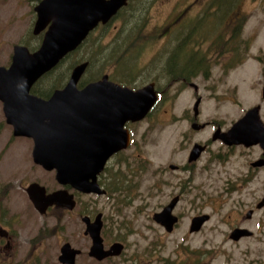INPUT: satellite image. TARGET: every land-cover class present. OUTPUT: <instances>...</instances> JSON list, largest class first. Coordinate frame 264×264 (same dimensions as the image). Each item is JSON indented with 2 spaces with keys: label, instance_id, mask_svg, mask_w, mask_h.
<instances>
[{
  "label": "rangeland",
  "instance_id": "rangeland-1",
  "mask_svg": "<svg viewBox=\"0 0 264 264\" xmlns=\"http://www.w3.org/2000/svg\"><path fill=\"white\" fill-rule=\"evenodd\" d=\"M38 1L0 0V65L7 66L10 63L15 45L25 43L28 45V33L33 26V7ZM137 1L135 0L134 3ZM206 1L153 0L147 10L142 11L141 16L145 18L146 24L143 28L144 33L138 40L140 46L143 45V47L141 48L142 56L139 57L137 63L141 69L145 67L151 77L142 84L135 85L134 88H139L154 79L158 85L163 83L161 80L165 76L163 66L158 65L161 63H153V59L165 55L167 50H171L176 45L175 35L181 37L191 34L188 33L191 27H186L182 35L173 33L169 42L166 43L163 35L167 26H172L174 30L175 22H178L180 18L195 17L200 13ZM237 3L240 12L235 13V16L239 15L246 19L245 34L242 38H248L250 41L252 57L241 68L227 73H221L215 66L216 64H212L211 69H207V78L196 79L199 83V94L203 97L200 107L201 118L204 121H222L224 127L237 119L242 107H246L251 102L255 103L261 96V90L258 88H261L259 83L264 74V0H237ZM136 11L135 7L129 9V12L136 15L135 17H140ZM221 18L224 17L216 19ZM133 20L134 18L129 16L126 23ZM122 26L123 20L121 22L120 19L98 24L84 43L64 59L54 73L44 76L41 81L66 80L72 67L84 61L85 56L90 52L95 54L100 46L102 48L99 53L103 55L102 52H106L107 43L117 36ZM226 26L221 22L211 36L217 37L218 30L226 34ZM192 37L194 36L191 34L189 38L192 39ZM203 38L205 40L202 45L204 60L208 61L206 54L209 49H220L216 47L220 43L223 44V41L222 37L218 38V42L216 38ZM31 43L37 45L38 40L33 38ZM130 53L135 54L131 49ZM96 63L98 67L91 73V76L98 78L104 74L109 75L110 67L102 68L100 60ZM89 74L90 70L86 68L81 80L87 78ZM171 86V88L160 86L165 97L159 100L154 109L151 108L142 119L133 122L131 126L133 142L125 147L133 148L127 150V154L132 157L128 158L129 164L123 166L126 183L136 185L134 192L140 194L137 198L130 200L125 209V218L134 227V234L129 235L128 240H138L141 245H144L153 238L156 232L164 245L160 257L166 256V251L174 242L179 241L181 236H186L190 215L201 209L206 213H211L212 217L198 240L212 241L222 250V253L216 257L217 264H263L264 207L256 209L255 204L264 195V169H261L254 180L249 183L250 190H246V186L243 188L237 183L243 171V160L239 156H233L221 163H210L206 172L200 170L204 167L199 162L194 169L196 174L189 175L181 172L179 174L169 173L160 177L161 184L164 180L172 179L171 182H174L179 175L194 176L186 185L187 193L184 199L177 205V209L184 212V217L177 229L171 235H166L160 227L156 231V224L151 216L155 210L166 203L167 199L163 194L171 188L168 185H162L158 196L151 195L153 191L151 186L154 184L152 164L154 168L155 166L168 167L170 149L188 148L189 138L192 137V131L187 121L184 120L185 115L193 111L192 88L185 85L183 92L177 96L175 93L177 85ZM232 125L233 123L229 128ZM12 128V125L6 122L0 101V185L7 186L5 194L0 199V221L8 226L12 235L11 241L9 239V250L5 249L10 256L5 254L0 256V264H26L27 257L33 251H40L43 264H59L58 244L65 240L73 245L84 243L83 224L76 216L66 215L59 210H51L47 214L33 211L25 187L31 182H38L50 191L57 188L59 184L55 180V170H45L33 162L31 155L33 141L26 137L13 136ZM183 132L188 133V136L183 137ZM209 133H212V130L207 127L194 134V137L204 140L210 137ZM213 136L214 134L212 139ZM199 194L202 198L196 196ZM79 201L76 209L101 211L105 215L110 212V209L107 211V200L105 201L103 197L85 195L79 197ZM249 208L254 209V214L251 219L245 220L243 215ZM240 212L243 214L240 215ZM237 219L241 222H236ZM236 224H245L248 229L252 230L253 235L243 237L238 241L228 238L232 227ZM41 229L46 231L41 232ZM4 232L5 235L8 234Z\"/></svg>",
  "mask_w": 264,
  "mask_h": 264
},
{
  "label": "water",
  "instance_id": "water-1",
  "mask_svg": "<svg viewBox=\"0 0 264 264\" xmlns=\"http://www.w3.org/2000/svg\"><path fill=\"white\" fill-rule=\"evenodd\" d=\"M127 4L128 0H40L34 6V33L45 29L39 48L30 52L26 46L15 45L10 64L0 65V101L13 135L32 139L33 162L45 170H55L59 184L85 193L105 192L96 183V175L112 153L129 145V133L123 124L142 119L152 108L157 99L154 84L134 89L109 80L104 74L79 89L78 81L88 66V61H82L72 68L65 87L55 90L48 100L30 94L29 90L68 52L75 50L91 30L99 23L106 24ZM255 112L247 111L228 131L214 134L213 139L219 136L228 145L259 142L264 148V127ZM25 191L39 214H45L52 205L68 210L75 206L73 194L66 189L47 192L45 186L31 182ZM176 199L154 214V219L167 231L177 220L171 214ZM263 206L264 197L256 208ZM250 214L248 211L246 216ZM205 217H194L190 229L198 228ZM100 218L99 213L93 221L88 216L82 221L84 233L92 238L90 254L101 258L106 251L102 248ZM248 233L234 229L230 237L237 239ZM58 260L74 264L69 243L61 246Z\"/></svg>",
  "mask_w": 264,
  "mask_h": 264
},
{
  "label": "flooded vegetation",
  "instance_id": "flooded-vegetation-1",
  "mask_svg": "<svg viewBox=\"0 0 264 264\" xmlns=\"http://www.w3.org/2000/svg\"><path fill=\"white\" fill-rule=\"evenodd\" d=\"M237 4L233 6V11L231 12L232 15L230 16L221 19H213V18L200 19L203 21L223 22L224 24L227 25L225 28L226 29L225 31L227 33L225 34L224 32L222 35L224 36V38L222 37L221 39L223 40V44L224 42H226V44L224 45L221 43L218 44L217 45L218 47L216 48H220V49L212 50V48H210L211 50L209 49L207 53V57L209 58L207 63L206 60H204V54H203L202 45L205 43L203 37L216 38V42H218V36L217 37L206 36V34L204 33V35H200L197 38V40H192L189 38L191 34H185L183 35V38L186 42L185 46L187 47V51H188L186 68H185L186 74L183 76L171 74V73L165 75L161 79L163 81L161 85H158L155 79L151 81L153 82L154 89L157 93V99L154 105L152 106V110L156 106L157 102L165 97L164 91L161 90L162 86H164V88H166L167 86L171 88L172 87L171 85H175V86L177 85V88L175 89V93L178 96L183 92L184 86L186 85L189 88H192L193 98L191 99L192 101H194L192 107L193 110L192 113L187 114L184 117V120L187 121L186 123L192 131V137L189 138L188 148L170 149L171 152L169 155L170 160L168 162V167L155 166L154 168V165L152 164L154 184L151 186V190H153L151 192V195L158 196L159 191L162 188V185H168L171 188L167 193L163 194V196L167 199L166 203L163 204L159 209L155 210L151 216L152 220L156 224L155 225L157 228L156 231H158V227H160L163 231H165L166 235H171L177 229V227L179 226V224L181 223L184 217V212L178 210L177 205L181 200L184 199L185 194L187 193L186 185L188 184L189 181H191V179L194 176L183 177L179 175L177 176V180L174 182H171L172 179L169 181L162 179L164 181L161 184L159 181L160 177H163L169 173L179 174L181 172H184V174L186 173L189 175L194 173L196 174L197 172L194 169L199 162H201L204 167V169H200V170L206 172L208 170L207 167L209 166L210 163L211 164L221 163L222 161H226L233 156L236 157L239 156L243 160V164H242L243 171L240 173V176L237 179V183H239L243 188L246 186V190H250L248 187L249 183H251L254 180L255 176L261 169H264V148L259 142L248 146L244 145L243 143L228 145L224 143V141L219 136L216 139H212L213 134L220 135L228 131L229 126L232 123H234V121H238L240 119L239 117L244 116L245 113L251 109L256 110L255 114L257 115L258 119L260 120V122L264 127V95H263L264 74L262 77V81L259 83L261 88H258V90H261V96L257 98V101H255V103L251 102L250 104L248 103L249 105H247L246 107H242L240 111L241 114L229 126L224 127L222 121H216V120L204 121V119L201 118V113H200V107L203 102V97L200 96L199 94L198 91L199 83L197 82V80L208 77L207 69L210 70L212 64H216L215 66L217 67L218 70H220L221 73H227L229 71H233L235 69L241 68L248 61V59L252 57L250 55L251 53V49L249 46L250 41L248 40V38H242V35L245 34L246 19H244V17H240L239 15L235 16V13L240 12ZM33 11H34V7H33ZM32 15H33V24H32L33 26L31 28V31L28 33L29 34L28 45L27 43L20 44L26 46L30 52H33L39 48L44 35V30L38 33H34V24L37 18L36 12L34 11ZM204 29L205 31H211V30L215 31L217 29V26H212V27L205 26ZM237 31H239V33H237ZM33 38L38 40L37 45L31 43ZM84 41L81 44H83ZM77 49L78 48L68 52L57 63V65H55L49 71L44 73L31 86L29 93L36 95L37 97H40L44 100H48L55 90L64 88L68 82L71 71L69 72L67 79L64 81L46 82V81H41V79L48 74L54 73L56 71L57 66L64 59L70 56V54L74 53ZM102 76L89 81L80 80L78 81L77 87L80 89L85 85H87L89 82L100 79ZM108 79L111 80L110 76ZM178 90H180V92H178ZM239 104L241 103L239 102ZM133 122L135 121H126L123 124V129L127 130L129 133V137H130L129 144L133 142V136H132L133 129L131 128ZM207 127H209L212 130V133H209L210 137H206L204 140L195 139L194 134H197L205 130ZM12 133H13V128H12ZM182 135L183 137H187L188 133L183 132ZM21 137H25V136H21ZM29 139L32 140L31 138ZM196 145L202 148H194ZM129 149H133V148H120L119 150L112 153L106 160L102 170L96 175V183L99 185L101 189L105 191L104 193L97 194V193L81 192L71 187L70 185L59 184L57 181L56 182L59 184V186L57 188L50 190L53 191L57 189H66L69 193L73 194L75 200V206L72 210H68L66 208L56 207L52 205L47 208L46 214L51 210H59L60 212L66 215L72 214L76 216L77 218L80 219V221L83 224L82 236L85 242L81 243L80 245H73L65 240L61 244L60 243L58 244L59 254H60L61 246L64 243H69L74 251V264H159V262H163V264H217L216 257L219 253H222V250L218 248L216 245H214L212 241H207L206 239L198 240L201 232L205 230L207 223H209L212 217L211 213L209 212L206 213L201 209L194 211L190 215V217L188 218L189 220L187 225L188 229L185 232L186 236H181L179 241H175L174 244L166 251V256L160 257V252L164 245L160 241L156 232L153 234V238L147 241L144 245H141L138 240H128V236L134 234V227L131 226L129 224L130 222L126 220L125 209L130 200H133L140 195L134 192L135 189L137 188L136 185L126 183V174L124 172L123 166L128 165L129 164L128 158L132 157V155L127 154V150ZM47 192L49 191L47 190ZM85 195L89 197L97 196V197L105 198V201L107 200V204H106V207H108L107 211L108 209H110V212L109 213L107 212L108 214L105 215L101 211L86 210L81 208L76 209L75 207H77V205H79L80 202L79 197ZM196 196L202 198L200 194ZM174 198H177L176 199L177 201L171 210V214L174 217H176L177 220L173 224L172 230L167 231L159 221H156L154 219V214L160 212ZM256 204H255V208H256ZM31 206L34 211L35 208L33 207L32 203ZM261 208H256V209H261ZM248 211H251L249 217L246 216V213ZM253 212L254 209L249 208L246 211V213L243 215V217L246 218L245 220L251 219L254 214ZM99 213L101 214L100 219L102 221V226L100 229L102 248L104 251H106V254L101 258L90 254L92 238L90 237L89 234L84 233L85 224L82 221V218L84 216H88L89 219L93 221L96 215ZM242 214L243 212H240V215ZM203 215L206 216L204 221L199 225L198 228L191 230L190 228H191L192 219L194 217H199ZM236 222H239V220L237 219ZM1 228L3 230H1ZM234 229H245L246 231L249 232L248 234L240 235L237 239L230 237L229 234L228 238L235 241H238L243 237H250L253 235L252 230L248 229V227L245 224H236L232 227V230ZM4 231L8 232V234L5 235ZM45 231L46 230L42 231L41 229V232H45ZM9 239L11 241L12 235L8 229V226L2 224L0 221V256H2L3 254H5L6 256H10L5 250L7 248H8L7 250H9L10 247ZM59 254L57 255V260ZM32 262H34V264H43L42 255L40 251L30 252L29 257H27L26 264H31ZM58 262L59 264H63L59 260Z\"/></svg>",
  "mask_w": 264,
  "mask_h": 264
},
{
  "label": "trees",
  "instance_id": "trees-1",
  "mask_svg": "<svg viewBox=\"0 0 264 264\" xmlns=\"http://www.w3.org/2000/svg\"><path fill=\"white\" fill-rule=\"evenodd\" d=\"M134 1L135 0H129L128 4L125 7L121 8L111 19H120L121 22L123 20V26L121 27V30L118 31L117 36L107 43L106 52H102L103 55L99 53L100 49L102 48V46H100L99 51L95 53L96 55L91 54L90 52V54L85 56L84 60L88 61L87 68L88 70H90V74L87 78L81 81H89L96 78L94 76H91V73L96 69V67H98V63L96 62L99 60L102 63V68L110 67L111 71L109 72V76L112 80H117L118 82L130 85L131 87H136L135 85L138 86L142 84L146 79L151 77V74H149L145 67L141 69L137 62L139 57L142 56L141 48L143 47V45L140 46L138 40L144 33L143 28L146 24L145 18L141 16L142 11H146L148 5L153 0H138L137 3H134ZM236 3L237 0H207L204 7H202V9L200 10V13H198L195 17H189L188 19H186L187 17L184 19L180 18L178 22H175L176 25L174 30H172V26H167L163 38L167 43L169 42V39L173 35V33L182 35L184 32L183 29H185L186 27H191L189 32L194 36L192 37V40H196L200 35H204V33L211 36L215 33V31H205V26H217L220 25L221 22L203 21L200 19H216L217 17L220 18L230 16L232 15L231 12L233 11V6H235ZM131 7H135V9L137 10L136 12L137 14H140V17H135L136 15L133 14V12H129V9ZM129 16L134 18V20L128 21L126 23V20ZM217 33L218 38L223 37L220 36L223 35L222 31H218ZM237 33H239V31H237ZM175 37L176 45L171 50H167L168 52L166 51L165 55H161L160 57H158V59H153V63H161L158 65L163 66L162 69L164 75H168L171 73L183 76L186 74L185 68L188 51L187 47L185 46L186 42L183 38V35L181 37L175 35ZM224 44H226V42H224ZM130 49L135 53L134 55H131ZM6 187L7 186L0 185V199L5 194Z\"/></svg>",
  "mask_w": 264,
  "mask_h": 264
}]
</instances>
